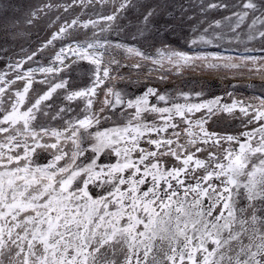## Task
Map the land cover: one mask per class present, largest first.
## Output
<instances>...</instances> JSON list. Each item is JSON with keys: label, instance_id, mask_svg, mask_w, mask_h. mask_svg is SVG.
<instances>
[{"label": "snow or ice", "instance_id": "6c2138e0", "mask_svg": "<svg viewBox=\"0 0 264 264\" xmlns=\"http://www.w3.org/2000/svg\"><path fill=\"white\" fill-rule=\"evenodd\" d=\"M191 8L0 0V264H264V0Z\"/></svg>", "mask_w": 264, "mask_h": 264}, {"label": "rangeland", "instance_id": "374dc122", "mask_svg": "<svg viewBox=\"0 0 264 264\" xmlns=\"http://www.w3.org/2000/svg\"><path fill=\"white\" fill-rule=\"evenodd\" d=\"M203 2V0H177V3H183L186 7L189 5H192L191 11L189 12V15L195 17L196 15H198V6ZM187 25H185V30H187ZM41 28L43 30L39 31V36L43 37L46 32H47V27L45 25H41ZM37 38V32L36 30L33 31V33L25 38V39H18L16 43L14 44H4L5 48H15V50L17 52H19V44H23L25 48H27L29 46V44L31 43H35ZM174 47H180L183 44V40L181 39V35L180 33H176L173 34L171 36H169L168 38ZM4 42V37L2 35H0V44H3ZM241 51H243V49H241ZM12 53L9 52L8 55H11ZM232 54H236L235 52H233ZM5 53L0 52V68L3 67V59H4ZM125 83H127V81H125ZM144 83H146V81L141 80L139 83H135L132 84L128 90L130 91H134V92H140L143 90V85ZM153 85H155L157 82L155 80H153L151 82ZM231 83H235L238 84L240 86V91L241 93H243L245 96L248 95L250 93V90L247 89L245 87V85H247L248 83H259V81H232ZM161 87H171L170 84H162L160 85ZM226 86H229V82L228 81H221L219 79L216 78H212L209 77L207 78V84H206V91L209 94H215V95H223L224 94V88ZM229 90H231V88L229 87ZM210 98V97H209Z\"/></svg>", "mask_w": 264, "mask_h": 264}]
</instances>
